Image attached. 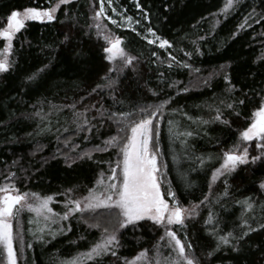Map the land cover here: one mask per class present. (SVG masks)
Segmentation results:
<instances>
[{"label":"trees","instance_id":"trees-1","mask_svg":"<svg viewBox=\"0 0 264 264\" xmlns=\"http://www.w3.org/2000/svg\"><path fill=\"white\" fill-rule=\"evenodd\" d=\"M135 1L146 27L168 46L159 50L142 31L108 24L134 58L131 64L107 60L105 41L92 27L97 0H71L53 21H27L16 33L11 67L0 72V187L51 196L52 209L62 212L69 199H80L99 177L111 174L131 126L155 111L151 147L161 191L171 187L180 206L195 213L173 227L191 245L186 251L199 264H264V228H259L264 224V157L212 179L264 98V0H233L230 8L228 0ZM117 2L129 11L135 5ZM57 3L0 0V27L12 10ZM241 99L244 104L236 103ZM174 124L181 129L171 137L168 129ZM113 137L117 144L105 143ZM258 143L246 142L239 151L247 147L250 157L259 155ZM248 198L252 209L242 203ZM117 213H75L58 236L42 240L22 220L21 232L14 228L18 264H62L95 245L105 228L113 230ZM244 220L256 230L240 239L247 230ZM162 232L147 219L118 228L111 251L84 264H126L141 251L152 253Z\"/></svg>","mask_w":264,"mask_h":264},{"label":"snow or ice","instance_id":"snow-or-ice-1","mask_svg":"<svg viewBox=\"0 0 264 264\" xmlns=\"http://www.w3.org/2000/svg\"><path fill=\"white\" fill-rule=\"evenodd\" d=\"M70 2L71 0H58V3L54 7L44 9L26 7L23 10H12L7 16L6 26L0 27V38L7 41L4 48L0 49V72H6L11 67L9 56L12 54V41L16 33L25 27V23L27 21H53L56 19L54 14L58 8ZM232 3L233 0H228L225 7L230 8ZM103 13V0H101L100 9L96 12V16H100ZM127 19L131 21L132 18L128 17ZM112 23L115 24L116 21L113 20ZM99 27L97 25V28ZM148 31L152 32V29H148ZM65 39L67 40L69 37L65 36ZM104 39L109 42V46L104 48V51L109 54L106 57L109 61L123 58L126 64H131L134 58L129 56L121 46L123 41L120 37L112 38L109 35H105ZM149 42L151 43L152 41ZM167 44V40L160 41L161 47ZM34 76H30L28 79L31 80ZM225 80L230 82V78L227 76H225ZM236 103L242 105L244 104V100H238ZM228 107L232 108L233 105L229 104ZM142 111L144 110L142 109ZM156 111H159V108ZM154 115L155 111L149 113L146 118L140 119L138 123H134L131 126V136L127 137V143L120 149L123 159L117 161L115 168L110 169L111 175L108 176V180L113 182L105 184L104 178L101 176L96 182L97 187L89 189L86 196L80 199H69L68 203L74 205V207L69 208L68 212L64 214V218L66 219L68 214L73 211L84 212L88 210L96 212L97 209L104 208L118 210V227L120 229L126 228L129 225L135 226L137 222L145 219L151 220L155 224L164 227L165 236L169 238L167 246H170L172 252L175 253L174 257L171 253L168 256H164L157 249V256L161 257V259L157 260L156 264H199V260L186 251V247L191 248V245H186L182 242L177 233L168 227L173 224L183 225L186 216H192L195 213L193 209H186L180 206L176 200V193L171 190V187H169L166 193L161 191L157 156L149 149V144L153 140L155 133L152 119ZM252 115L251 124L240 135L244 141H252L254 138H259L261 143L256 145L260 150L259 155L250 157L247 147H244L239 152L225 151L223 163L212 175L213 180H216L219 175L224 173L230 174L234 172L238 165L247 164L249 160L255 162L264 157V98H262L260 105ZM216 119H220L219 114ZM224 123H228V121H224ZM188 135H191V133H188ZM105 143L117 144L118 142L116 137H113ZM118 169L119 172L117 171ZM260 187L264 188V182L261 183ZM11 188L12 186L10 185L0 187V193H3V195H0V245H3L7 252L9 264H16V253L13 247L12 218L24 207H27L29 211L35 212L38 216L44 213H51L52 209L49 207V202L52 200V197H40L36 193H20L18 190L13 194V191L10 190ZM67 191L72 192L73 189H68ZM165 195L171 196L176 202L170 205L169 201L165 199ZM249 201L250 198L242 203L246 205L247 209H252L253 203ZM16 205H20L21 207L16 208ZM243 224L247 226V230L242 232L239 237L240 239L243 236H247L249 232L256 230L251 227L248 220H244ZM96 226L99 227V224ZM259 228H264V224H260ZM104 232L108 233V229L105 228ZM232 235L231 232L228 233V236ZM228 236H220L219 239L222 243L228 244L230 243ZM164 238L162 236L160 239L164 240ZM114 242L118 243L115 231L108 234L101 242L96 243L89 252L82 254L79 258H74L69 264H84L85 259L90 260L93 257H99L111 251L109 246L113 245ZM112 254L116 255L114 251H112ZM211 254L209 253V255ZM145 255L146 250L137 259Z\"/></svg>","mask_w":264,"mask_h":264},{"label":"rangeland","instance_id":"rangeland-1","mask_svg":"<svg viewBox=\"0 0 264 264\" xmlns=\"http://www.w3.org/2000/svg\"><path fill=\"white\" fill-rule=\"evenodd\" d=\"M97 1H98V10H97V12H98L99 9H100L101 0H97ZM128 2L135 4L134 7L131 8L132 11H129L128 8L126 6H124V5H120L117 2V0H110V2H109V0H103L104 13L102 15H100V16H96V13H95V16L93 17L94 19H93L92 27L98 33V35L101 36L102 39L105 41V44L106 45H105L104 48H106V47L109 46V42L104 39V36L105 35H109L112 38H115V36L112 35V33L110 32V30L108 28V24H110L111 26H113L115 28H118V29H130V30H133L134 29L135 32H139V33H141V31H142V37L148 43H150L149 41H152L151 44L156 45V47L159 50H163V51L166 50V47L168 46V44L165 45L164 47H161L160 46V41L161 40H164V39L160 38L156 34L153 35V33H155L154 31H152V32H149L148 31L149 28L146 27V24H145V22L147 20H146V18H144L143 14H141V13L138 12L139 7H138V5H136V1L135 0H128ZM106 9H108L109 12H107ZM128 17H131L132 18L131 21H129L127 19ZM113 20L116 21L115 24L112 23ZM97 25H99L100 27L97 28ZM0 40H2V43L5 46V44L7 43V41L4 40L3 38H0ZM104 53H105V56L106 57H107V55H109L105 51H104ZM116 59H114V60H116ZM114 60H112V61H114ZM180 129H181V127L178 126L177 124L171 125L169 127V129H168L169 135L172 137L175 134H179L180 133ZM130 136H131V132H130ZM239 140H240V142L238 144V147H236L233 151L239 152L240 145H243L246 142H250V141H244L242 139L241 135L239 137ZM253 140H259V138H254ZM176 146L179 147L178 145H176V143H175L174 140H171L170 141V147L172 148V150H176ZM149 149H150L151 152H153L154 154H156V152L151 147V142L149 144ZM156 156H157V154H156ZM122 159H123V156H122L121 160ZM223 160H224V155L220 159V166L223 163ZM220 166H219V168H220ZM110 175H108V176H110ZM108 176L103 177L104 178V181H105V184L110 183V182H113V181H109L108 180ZM99 178H101V177H99ZM96 182H95L93 188L97 187ZM116 182H118V181H116ZM6 185H8V184H6ZM10 190H12L13 191V194H15V192H16L17 189L14 188V187H12ZM23 193H28V192H23ZM29 194H31V193H29ZM0 195H3V193H0ZM30 201H31V197H30ZM168 201H169V204L170 205H172L173 203H175V201L173 199L168 200ZM52 202H53V198L49 202V207L51 209H52V207H51V203ZM15 207L16 208H20L21 206L20 205H16ZM70 207H74V205H70L68 203L65 206V208H64V210L62 212H58V211H55V210L52 209V212L51 213H44V214L39 215V216L35 212L29 211L27 209V207H24V208H22L18 212V214L16 216H14L12 218L13 235H14V228L16 229V227H17L18 231L21 232V222H22V220H25V221H27L30 224V233H31V235H34V237H36L37 239L42 240V239L47 238V237L53 238L55 236H58L62 232V230H64V222H65V220L68 217H70L71 215H73L75 213L76 214H82V213L91 212V211H88V210H85L84 212L73 211V212H70L68 214L67 218L65 219L64 218V214L66 212H68V210H69ZM183 208H185V207H183ZM101 209H104V208H101ZM115 210L118 212L117 209H115ZM186 217H188V216H186ZM118 219H119V217H118ZM15 223H16V226H14ZM175 225L179 226L180 224H173V225H169L168 227H170L173 230V227ZM159 226H161V228L163 230L162 236L165 237L164 240H161L160 239L162 237L161 236L159 238L156 246L152 250V253L151 252L150 253L149 252H146V255L145 256L137 259V257H139L142 252H145V251H141L136 256H134L132 259L128 260L126 262V264H156V261L159 260V259H161V257L157 256V249H159V251L161 253H163L164 256H168L170 253H171V255L173 257L175 256V253L172 252L170 246H167V243H168V239L169 238L165 236V229H164V227L162 225H159ZM118 228L119 227H118V223H117V225L114 226V229L113 230H108V233H105L104 232L100 236V239H99L98 242H101L108 234H110V233H112L114 231L116 232V230ZM114 244H115V242L113 243V245H110L109 247L112 248L114 246ZM0 246L3 249L4 261H5L4 264H9L6 250L4 249V246L3 245H0ZM13 247H14V250H15L14 240H13ZM91 248L89 250L85 251V252L79 253V254L75 255L74 257L65 260L62 264H69V262L72 261L74 258H79V257L82 256V254L89 252L91 250ZM94 258H97V257H93L92 259H94ZM92 259H90V260H92ZM85 261H88V259H85L84 262ZM16 264H18L17 257H16Z\"/></svg>","mask_w":264,"mask_h":264}]
</instances>
